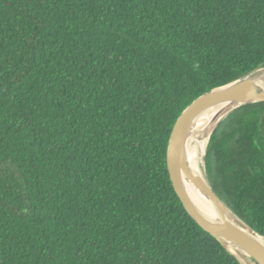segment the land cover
Returning <instances> with one entry per match:
<instances>
[{"label": "trees", "instance_id": "obj_1", "mask_svg": "<svg viewBox=\"0 0 264 264\" xmlns=\"http://www.w3.org/2000/svg\"><path fill=\"white\" fill-rule=\"evenodd\" d=\"M264 67V0H0V264H240L187 213L167 149L203 94ZM206 176L264 237V102Z\"/></svg>", "mask_w": 264, "mask_h": 264}, {"label": "water", "instance_id": "obj_2", "mask_svg": "<svg viewBox=\"0 0 264 264\" xmlns=\"http://www.w3.org/2000/svg\"><path fill=\"white\" fill-rule=\"evenodd\" d=\"M263 70L264 67L256 69L240 79L203 94L193 101L178 118L167 149V167L170 178L185 210L240 264H264V237L227 207L206 178L195 176L190 172L185 158L184 146L195 121L207 111L219 109V119L209 135L210 141L220 122L233 111L245 105L264 102ZM182 174L194 181L201 194L212 206L211 209H204L190 197L184 186Z\"/></svg>", "mask_w": 264, "mask_h": 264}, {"label": "bare ground", "instance_id": "obj_3", "mask_svg": "<svg viewBox=\"0 0 264 264\" xmlns=\"http://www.w3.org/2000/svg\"><path fill=\"white\" fill-rule=\"evenodd\" d=\"M262 74H264V70L262 71ZM218 119L219 109L216 108L207 111L195 121L186 139L184 146L185 158L190 172L195 176L204 178L201 164L204 162L209 135L217 124ZM182 176L184 186L190 197L204 209H211L212 206L201 194V191L196 186L194 181L187 178V176L183 174Z\"/></svg>", "mask_w": 264, "mask_h": 264}, {"label": "rangeland", "instance_id": "obj_4", "mask_svg": "<svg viewBox=\"0 0 264 264\" xmlns=\"http://www.w3.org/2000/svg\"><path fill=\"white\" fill-rule=\"evenodd\" d=\"M201 164V163H200ZM201 169H202V173H203V176L204 178L207 179V176H206V164H205V157H204V162H202L201 164Z\"/></svg>", "mask_w": 264, "mask_h": 264}]
</instances>
